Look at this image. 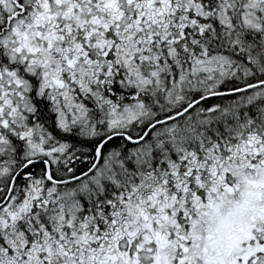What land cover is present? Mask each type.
<instances>
[{"label": "snow or ice", "instance_id": "snow-or-ice-1", "mask_svg": "<svg viewBox=\"0 0 264 264\" xmlns=\"http://www.w3.org/2000/svg\"><path fill=\"white\" fill-rule=\"evenodd\" d=\"M0 264H264V0H0Z\"/></svg>", "mask_w": 264, "mask_h": 264}]
</instances>
